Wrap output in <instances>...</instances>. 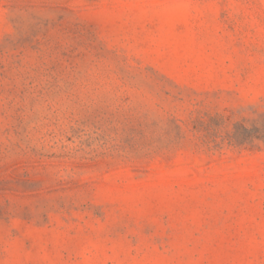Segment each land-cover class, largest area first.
<instances>
[{"label": "rangeland", "instance_id": "374dc122", "mask_svg": "<svg viewBox=\"0 0 264 264\" xmlns=\"http://www.w3.org/2000/svg\"><path fill=\"white\" fill-rule=\"evenodd\" d=\"M0 264H264V0H0Z\"/></svg>", "mask_w": 264, "mask_h": 264}]
</instances>
